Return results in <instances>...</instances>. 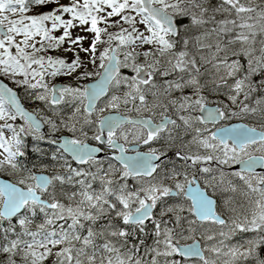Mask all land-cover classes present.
<instances>
[{"label":"snow or ice","instance_id":"1","mask_svg":"<svg viewBox=\"0 0 264 264\" xmlns=\"http://www.w3.org/2000/svg\"><path fill=\"white\" fill-rule=\"evenodd\" d=\"M0 76V264H264V3L0 0Z\"/></svg>","mask_w":264,"mask_h":264},{"label":"rangeland","instance_id":"2","mask_svg":"<svg viewBox=\"0 0 264 264\" xmlns=\"http://www.w3.org/2000/svg\"><path fill=\"white\" fill-rule=\"evenodd\" d=\"M69 2H70V0H60V3H64V4H67V3H69ZM81 2H83V0H81ZM254 2L259 6V5H261L262 3H264V0H254ZM49 7H51V6H49ZM63 18H65V19H66V18H69V17H68V14H64ZM111 19H117V17L113 16ZM46 23H48L49 26H50V22H46ZM99 26L103 27L102 24L99 25ZM109 31H115V29L110 28ZM70 32H71V34H72L73 37H75L77 34L84 35V36L87 37V39H85V40L82 42V45H83L84 47H87V46H88V44H89V42H90V40H91V38H92V36H93V33H90V32H83L79 26L70 29ZM51 34H52V35H55V36L61 35V34H62V27L53 30ZM102 39H106V36H103V35H102ZM37 40H39L38 37H37ZM66 47H68V45H67V43L65 42V43H64L59 49L52 50V51L49 52V54H52V55H63L67 60H71L73 54H72L71 52H64V48H66ZM100 47L102 48L103 45H101ZM145 47H148V46L145 45ZM98 51H99V49H98ZM80 55H81V58L83 59V57H84L86 54H84V53H80ZM97 55H98V52H97ZM91 67H92V65L89 64V68H91ZM126 70H127V69H126ZM77 71H79V70H77ZM129 71H130V70H129ZM0 77H1L2 79H4L5 81H7L11 86H13V85H12V82H11L10 80L6 79L4 76H0ZM46 79H47V78H46ZM93 79H94V78H88L87 81H85V80H80L78 83L82 84V83H85V82H91ZM61 80H64V81H66L67 83H70L72 86H76V84H77V81L75 80V73H74L73 75H71V76L61 74V75H59V76L53 77V78H51V79L49 80V84H50V86H51V84H53V83H54V84H55V83H59V82H61ZM21 95H22V93H21ZM22 102H24V103H25V106H27V107H29V108L32 106L31 104H28L26 101H22ZM17 122H19V120H18ZM5 134L7 135L8 133L6 132ZM0 176H3V177H5V178L9 179V177H8L6 174H0Z\"/></svg>","mask_w":264,"mask_h":264},{"label":"flooded vegetation","instance_id":"3","mask_svg":"<svg viewBox=\"0 0 264 264\" xmlns=\"http://www.w3.org/2000/svg\"><path fill=\"white\" fill-rule=\"evenodd\" d=\"M123 71H126L129 74H131L129 70L125 69ZM59 83L65 84L67 82L64 81V80H61V82H59ZM209 99H213V97H209ZM253 99H254V97H253ZM121 111H123V106L121 108ZM104 114H107V110H106V113H104ZM132 115H135V114L133 113ZM233 122H241V121H233ZM242 122L248 123L249 125H258L259 124V120L255 119V118L254 119H247V120L242 121ZM65 134H67V133L65 132ZM89 135H91V133ZM87 142L90 143V144L95 145V142H93L91 140H88ZM140 150H146V149H145V147L143 145H141L140 146ZM98 155L103 156V152L99 153ZM212 163L215 164V161H213ZM238 169H239V165H236V164L223 166V170L225 172H231V171L238 170ZM256 171L257 172L264 171V168H262L261 166L258 165L256 167ZM234 183H236L238 185V188H237L236 192H232L231 190H218L214 195H212L211 189H209V194L212 195V198L216 201L218 213L222 212L225 217L230 215V213L223 206V201L224 200H230V202H233L235 205H240V204L245 202L244 197H242L241 194H240V187H241L240 182L238 180H235ZM199 185H200L201 188L204 187L202 181H199ZM224 187L226 188L227 186L225 185ZM245 235H247V234H245ZM196 239L199 240L200 237L197 236ZM238 239H239V236L233 237L232 241H226V243L235 242ZM186 242L187 243H191V241H186ZM206 255H207V253H206ZM221 259H224V258L221 257Z\"/></svg>","mask_w":264,"mask_h":264},{"label":"water","instance_id":"4","mask_svg":"<svg viewBox=\"0 0 264 264\" xmlns=\"http://www.w3.org/2000/svg\"><path fill=\"white\" fill-rule=\"evenodd\" d=\"M0 82L6 83V82H5V81H3L2 79H0ZM57 85H60V84H57ZM0 179H6V178H4V177L0 176Z\"/></svg>","mask_w":264,"mask_h":264}]
</instances>
